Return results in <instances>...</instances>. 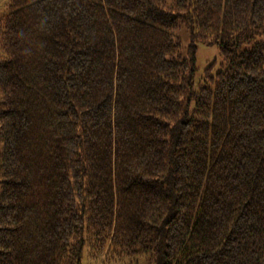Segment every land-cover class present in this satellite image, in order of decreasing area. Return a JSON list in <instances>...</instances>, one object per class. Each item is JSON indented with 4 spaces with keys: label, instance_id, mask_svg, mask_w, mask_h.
Here are the masks:
<instances>
[{
    "label": "trees",
    "instance_id": "obj_1",
    "mask_svg": "<svg viewBox=\"0 0 264 264\" xmlns=\"http://www.w3.org/2000/svg\"><path fill=\"white\" fill-rule=\"evenodd\" d=\"M8 1L0 264H264V0Z\"/></svg>",
    "mask_w": 264,
    "mask_h": 264
},
{
    "label": "rangeland",
    "instance_id": "obj_2",
    "mask_svg": "<svg viewBox=\"0 0 264 264\" xmlns=\"http://www.w3.org/2000/svg\"><path fill=\"white\" fill-rule=\"evenodd\" d=\"M8 0H0V18L6 13V5ZM181 36H185V32L182 30L179 33ZM186 41V39H185ZM187 42V41H186ZM1 55V50H0ZM222 57L219 51V48L216 44L208 45L207 43H199L198 44V52H197V77L200 78L205 74V70L212 64L215 63L214 72L221 67ZM87 257V256H86ZM85 257L83 264H94V262H90ZM104 257H101L100 260H97L95 264H102Z\"/></svg>",
    "mask_w": 264,
    "mask_h": 264
}]
</instances>
